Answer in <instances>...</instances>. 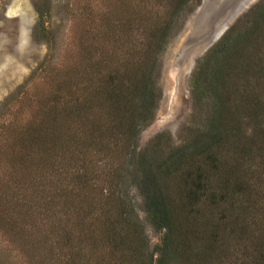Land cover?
Here are the masks:
<instances>
[{"label": "trees", "instance_id": "trees-1", "mask_svg": "<svg viewBox=\"0 0 264 264\" xmlns=\"http://www.w3.org/2000/svg\"><path fill=\"white\" fill-rule=\"evenodd\" d=\"M200 2L63 0L60 58L52 0L34 3L48 54L0 103V230L51 237L52 264H264V0L196 63L182 142L138 144L162 56ZM132 189L167 230L152 251Z\"/></svg>", "mask_w": 264, "mask_h": 264}, {"label": "rangeland", "instance_id": "rangeland-1", "mask_svg": "<svg viewBox=\"0 0 264 264\" xmlns=\"http://www.w3.org/2000/svg\"><path fill=\"white\" fill-rule=\"evenodd\" d=\"M36 1L0 0V103L48 54V44L32 37L36 21ZM258 1H252L231 21L229 27ZM219 2L220 0H201L168 44L162 56L159 77L162 97L153 121L138 136L139 146H143L160 131H167L173 142L180 144L186 132L184 126L194 123L188 80L196 63L221 37L209 42L210 28L220 18L219 12L223 9L224 3ZM50 14L58 34L55 56L60 58L65 47L69 46L66 39L69 23L66 21L63 0H52ZM128 195L130 198L134 197L138 219L144 225L148 246L152 251L155 244H160V238L167 230H156L148 222L135 190H130ZM19 241H15V235L11 232L0 230V264H37L40 257H46L47 264H52L51 248L55 245L51 237H46V248L39 244L34 246V242H27V246Z\"/></svg>", "mask_w": 264, "mask_h": 264}, {"label": "water", "instance_id": "water-1", "mask_svg": "<svg viewBox=\"0 0 264 264\" xmlns=\"http://www.w3.org/2000/svg\"><path fill=\"white\" fill-rule=\"evenodd\" d=\"M252 1L254 0H220V2L224 3L223 9L219 12L220 18L210 28L209 42L219 38L229 27L231 21L248 7Z\"/></svg>", "mask_w": 264, "mask_h": 264}]
</instances>
